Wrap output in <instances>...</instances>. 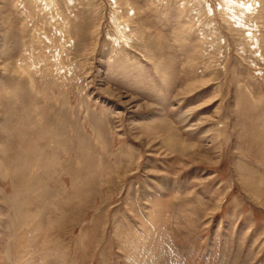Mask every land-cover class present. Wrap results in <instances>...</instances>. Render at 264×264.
I'll use <instances>...</instances> for the list:
<instances>
[{
  "label": "rangeland",
  "instance_id": "rangeland-1",
  "mask_svg": "<svg viewBox=\"0 0 264 264\" xmlns=\"http://www.w3.org/2000/svg\"><path fill=\"white\" fill-rule=\"evenodd\" d=\"M0 264H264V0H0Z\"/></svg>",
  "mask_w": 264,
  "mask_h": 264
}]
</instances>
